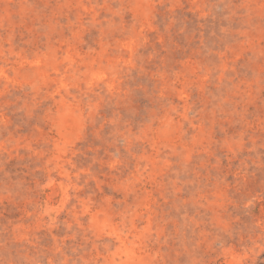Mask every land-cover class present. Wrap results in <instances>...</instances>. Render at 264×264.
Listing matches in <instances>:
<instances>
[{"label":"rangeland","instance_id":"rangeland-1","mask_svg":"<svg viewBox=\"0 0 264 264\" xmlns=\"http://www.w3.org/2000/svg\"><path fill=\"white\" fill-rule=\"evenodd\" d=\"M0 264H264V0H0Z\"/></svg>","mask_w":264,"mask_h":264}]
</instances>
